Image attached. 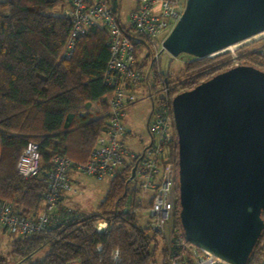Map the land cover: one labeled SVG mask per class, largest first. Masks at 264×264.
Masks as SVG:
<instances>
[{
    "label": "trees",
    "instance_id": "trees-1",
    "mask_svg": "<svg viewBox=\"0 0 264 264\" xmlns=\"http://www.w3.org/2000/svg\"><path fill=\"white\" fill-rule=\"evenodd\" d=\"M66 4L65 0H0V201L11 203L26 216L42 209L46 188L42 176L24 179L17 172L26 145L31 141L39 144L43 169L50 167L56 153L77 165L87 161L108 129L112 93L104 80L110 58L108 34L92 26L77 38L73 54L65 57L71 21L62 11L51 10H63ZM135 40L140 60L147 44L139 36ZM229 60L227 54L193 57L185 65L183 79H173L172 72L162 74L161 63L153 61L154 73H145L143 82L150 93L161 85L172 96L227 70ZM243 64L259 67L253 60ZM174 136L170 150L177 155L175 127ZM135 162L111 180L97 213L63 207L45 231L15 239L14 264H113L115 248L120 250L119 264H149L159 235L139 223L140 181L136 176L131 179ZM179 209L178 201L174 221L177 232L182 233ZM100 221H107L106 231L97 230ZM263 242L264 230L247 264H264ZM44 247H48L47 253L31 260ZM0 264H8L2 255Z\"/></svg>",
    "mask_w": 264,
    "mask_h": 264
},
{
    "label": "water",
    "instance_id": "water-1",
    "mask_svg": "<svg viewBox=\"0 0 264 264\" xmlns=\"http://www.w3.org/2000/svg\"><path fill=\"white\" fill-rule=\"evenodd\" d=\"M263 31L264 0H186L163 46L200 58ZM172 108L184 236L247 264L264 230V70L231 67L175 94Z\"/></svg>",
    "mask_w": 264,
    "mask_h": 264
},
{
    "label": "built area",
    "instance_id": "built-area-1",
    "mask_svg": "<svg viewBox=\"0 0 264 264\" xmlns=\"http://www.w3.org/2000/svg\"><path fill=\"white\" fill-rule=\"evenodd\" d=\"M122 1L67 0L62 10L71 21L65 57L73 54L77 38L87 33L92 26L101 27L108 34L110 58L104 76L105 83L112 88L108 99V129L98 138L87 161L77 165L66 155L56 153L51 158L50 167L43 169L39 144L31 141L26 145L19 156L17 172L24 179L42 176L46 184L43 208L36 215L26 216L15 211L11 203L0 201V228L10 234L24 237L45 231L55 214L64 207L63 194L75 190L71 178L74 170L98 179H114L134 160L135 176L140 179L141 192L147 195L150 203L147 225L159 236L167 234V226L175 215L179 201L178 154L170 150L175 143L174 95L169 96L167 89L159 98L154 99L151 95L152 108L147 122L151 139L139 152L129 147L131 134L123 120L127 114L126 108L134 101V93L141 87L145 75L140 68L142 63L136 57L135 38H142L154 57L161 56L164 40L181 17L186 0H134L128 22L121 19ZM261 34L264 31L212 53L209 57L231 50L228 69L242 65L244 62L233 47ZM253 53L263 60L264 70V44ZM139 204L141 206V202ZM97 230L106 231L107 221H100ZM169 237V264H232L191 244L183 232H171ZM70 264L80 262L72 261Z\"/></svg>",
    "mask_w": 264,
    "mask_h": 264
},
{
    "label": "rangeland",
    "instance_id": "rangeland-1",
    "mask_svg": "<svg viewBox=\"0 0 264 264\" xmlns=\"http://www.w3.org/2000/svg\"><path fill=\"white\" fill-rule=\"evenodd\" d=\"M65 1L67 2V0ZM134 4V0L122 1V21L128 22L129 14L133 9ZM61 11V8L51 10V12L53 13H60ZM263 44L264 34H261L252 37L246 42L237 44V46H234L233 49L239 53L242 62L246 60H253L257 63L260 68V66L263 67V62L260 61V59L256 61L257 55L253 52L255 49H257L260 45ZM219 54H227L229 59H231L232 57L231 50L221 51L216 55ZM193 57L194 56L188 54H181L177 57H174L166 50H164L161 56L154 57L149 48H143L141 50L140 60L142 63V69L146 74H148L147 72L149 70H152L154 73V70L152 69V62L154 61L161 63L162 74H165L166 72H172L173 79H183L182 77L185 76V65ZM229 64L230 60L228 65ZM152 76V72L151 75L149 73L151 83ZM151 95H153L154 99L159 98L161 95H164L163 86L160 85L156 91L150 93L148 87H146V83L143 82L141 87L138 88L137 91L134 93L133 103L129 104L126 108L127 114L123 122L131 134L129 147L136 152L141 151L142 147L146 146L151 139V136L147 129V119L149 118L152 108ZM71 177L74 189L76 191L72 190L71 192H69L70 195L69 198L66 200V203L80 210L81 212H84L85 214L97 213L99 211V206L101 202L106 196L112 179H98L96 177H92L90 175L82 173L81 171L76 170L73 171ZM139 198L141 200V206H139L137 211L139 215V223L143 226H147L148 221L150 219V203L148 202L147 195H143L142 192L139 193ZM174 219L175 218L173 217L167 226V234H163L157 237L156 249L154 251L153 258L151 259L149 264H169V236L171 232L177 231ZM17 238H20V236L10 234L9 232L4 231L2 228H0V255L6 258L8 264H14L17 261V258H15L11 254L12 244ZM262 246L264 247V242L262 243ZM47 250L48 247H44L39 251L35 252L31 257V260L42 258L47 253Z\"/></svg>",
    "mask_w": 264,
    "mask_h": 264
},
{
    "label": "crops",
    "instance_id": "crops-1",
    "mask_svg": "<svg viewBox=\"0 0 264 264\" xmlns=\"http://www.w3.org/2000/svg\"><path fill=\"white\" fill-rule=\"evenodd\" d=\"M133 103V102H132ZM148 120V119H147ZM130 132V131H129ZM72 173L73 172H71V176H72ZM72 178V177H71ZM76 191V190H75ZM69 192H71V191H67V192H65L64 194H63V202H62V205L64 206V207H66V208H68V209H71V210H74V211H77V212H80V213H84V212H81L80 210H78V209H76V208H74V207H72L71 205H69L68 203H66V200L69 198ZM42 208H43V205H42ZM42 210V209H41Z\"/></svg>",
    "mask_w": 264,
    "mask_h": 264
},
{
    "label": "clouds",
    "instance_id": "clouds-1",
    "mask_svg": "<svg viewBox=\"0 0 264 264\" xmlns=\"http://www.w3.org/2000/svg\"><path fill=\"white\" fill-rule=\"evenodd\" d=\"M111 259L113 261V264H119V261H120V250H119V248H115L113 250V252L111 254Z\"/></svg>",
    "mask_w": 264,
    "mask_h": 264
}]
</instances>
